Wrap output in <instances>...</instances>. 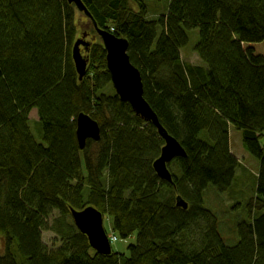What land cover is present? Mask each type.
I'll return each mask as SVG.
<instances>
[{"label": "trees", "instance_id": "obj_1", "mask_svg": "<svg viewBox=\"0 0 264 264\" xmlns=\"http://www.w3.org/2000/svg\"><path fill=\"white\" fill-rule=\"evenodd\" d=\"M81 1L99 28L128 40L143 96L185 156L167 164L172 182L156 175L164 142L114 89L105 92L99 41L78 78L74 4L0 0V264H264V56L253 48L264 41V0H166L155 16L145 0ZM189 28L198 30L196 62L182 58ZM79 113L100 128L82 148ZM230 127L258 161L249 220L233 244L204 205L208 187L227 193L240 174ZM89 205L112 218L117 237L134 236L126 252L90 247L69 210Z\"/></svg>", "mask_w": 264, "mask_h": 264}, {"label": "water", "instance_id": "obj_2", "mask_svg": "<svg viewBox=\"0 0 264 264\" xmlns=\"http://www.w3.org/2000/svg\"><path fill=\"white\" fill-rule=\"evenodd\" d=\"M67 2L74 4L79 11L92 20L93 26L100 35L102 45L106 51V67L109 71L114 91L120 101L127 102L135 115L146 122L152 123L159 136L163 139L164 144L161 147L159 156L152 162V167L160 179L172 182L171 172L167 164L174 157L185 156V152L179 142L162 126L156 113L145 100L140 72L130 62L127 53L128 40L97 28V24L81 0H67ZM80 45L88 46V43L81 37L77 38L73 44L72 58L78 78L82 79L86 72L88 58L87 56H82ZM76 138L79 148L85 145L87 139L99 140L100 128L97 122L88 114L79 113L77 115ZM176 204L183 208L188 206L187 202L180 196L176 197ZM69 210L76 228L87 237L90 247L98 253L110 254L112 250L111 243L104 227L102 212L91 205L80 210L70 207Z\"/></svg>", "mask_w": 264, "mask_h": 264}, {"label": "rangeland", "instance_id": "obj_3", "mask_svg": "<svg viewBox=\"0 0 264 264\" xmlns=\"http://www.w3.org/2000/svg\"><path fill=\"white\" fill-rule=\"evenodd\" d=\"M165 2L166 0H145L147 10L149 14H152V16L156 15V12L154 11L158 10L160 13ZM131 8L132 5L129 4L126 10L129 11ZM76 13L79 17V24L81 25L80 32L82 29L84 30H82V32H84L85 37H80L85 42H87L88 45L90 44V41H100V37L95 33L89 17L83 12L79 11L77 8ZM186 32L188 36V42L181 48L182 58L188 61L191 60L196 62L198 61V57L194 52V45L198 39V30L196 28H189L186 29ZM254 48L256 51L264 53V42L254 45ZM86 51L87 49H85V53L81 52L82 56H87ZM110 88L112 89L110 90ZM113 89L112 83H110V87L108 84H106V93H111ZM35 113V110L32 111V115H30V117L34 116L33 118H36ZM30 126L35 138L39 140V136L35 131V129L37 131L38 129L35 128L32 121ZM230 140L232 142V148L240 161V167L238 168V173L240 174L233 182L229 192L219 194L213 188L208 187L204 195V205L210 208L216 214L219 223V232L224 242L227 244H233L237 240V224L241 221L249 220V214L247 213L246 206L250 199L254 197V178L258 170V161L244 148L242 144L240 130L232 127L230 131ZM104 227L106 232H109L114 240V242L111 243V248L118 252H126V246L129 244V242L134 240V236H131L125 240L117 237V235L111 231L112 218L107 215L104 218ZM50 236L51 233L49 231L43 232L44 240H47Z\"/></svg>", "mask_w": 264, "mask_h": 264}, {"label": "bare ground", "instance_id": "obj_4", "mask_svg": "<svg viewBox=\"0 0 264 264\" xmlns=\"http://www.w3.org/2000/svg\"><path fill=\"white\" fill-rule=\"evenodd\" d=\"M93 28H94V31H95V33L100 37V35L98 34V32L96 31V28L93 26ZM97 28H99L98 26H97ZM99 29H101V28H99ZM102 30H104V29H102ZM91 36V35H90ZM98 41V40H97ZM102 40H101V37H100V43L102 44V42H101ZM231 128L232 127H230L229 128V136H230V131H231ZM159 135V134H158ZM160 137V136H159ZM161 138V137H160ZM162 139V138H161ZM163 140V139H162ZM164 142V141H163ZM262 142H263V144H264V135L262 136Z\"/></svg>", "mask_w": 264, "mask_h": 264}, {"label": "crops", "instance_id": "obj_5", "mask_svg": "<svg viewBox=\"0 0 264 264\" xmlns=\"http://www.w3.org/2000/svg\"><path fill=\"white\" fill-rule=\"evenodd\" d=\"M264 42V41H263ZM260 44V43H259ZM253 48H254V46H253ZM254 50H255V48H254ZM256 51V50H255ZM256 52H258V51H256ZM258 53H260V54H262L263 56H264V53L263 52H258ZM230 149H231V151L233 152V154L238 158V156L235 154V152H234V150H233V148H232V142H231V140H230Z\"/></svg>", "mask_w": 264, "mask_h": 264}, {"label": "flooded vegetation", "instance_id": "obj_6", "mask_svg": "<svg viewBox=\"0 0 264 264\" xmlns=\"http://www.w3.org/2000/svg\"><path fill=\"white\" fill-rule=\"evenodd\" d=\"M82 35L84 36V32H82ZM82 35H80V36H82ZM80 36H78V37H80ZM87 48H88V46L80 45V50L82 53H85V49H87Z\"/></svg>", "mask_w": 264, "mask_h": 264}, {"label": "built area", "instance_id": "obj_7", "mask_svg": "<svg viewBox=\"0 0 264 264\" xmlns=\"http://www.w3.org/2000/svg\"><path fill=\"white\" fill-rule=\"evenodd\" d=\"M109 241H110V243H112V242H114V240H113V238H112V235L111 234H109Z\"/></svg>", "mask_w": 264, "mask_h": 264}, {"label": "clouds", "instance_id": "obj_8", "mask_svg": "<svg viewBox=\"0 0 264 264\" xmlns=\"http://www.w3.org/2000/svg\"><path fill=\"white\" fill-rule=\"evenodd\" d=\"M108 235V234H107Z\"/></svg>", "mask_w": 264, "mask_h": 264}]
</instances>
